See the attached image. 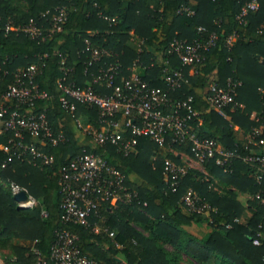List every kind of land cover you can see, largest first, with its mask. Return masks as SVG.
I'll return each mask as SVG.
<instances>
[{
	"label": "trees",
	"instance_id": "obj_1",
	"mask_svg": "<svg viewBox=\"0 0 264 264\" xmlns=\"http://www.w3.org/2000/svg\"><path fill=\"white\" fill-rule=\"evenodd\" d=\"M245 1L0 0V110L4 104L9 106L8 112L29 108L42 111L48 126L65 136L54 146L38 144L53 155L50 165L34 166L29 155L7 161L13 133L0 122V249L11 250L14 255L4 257V264H36L34 249L45 259L43 264H56L49 254L60 230L75 234L81 251L98 264H183L184 259L203 264H264V238L259 246L252 243L258 230L264 232V175L255 180V163L234 159L224 171L210 158L203 162L207 175L187 165L178 190L171 192L163 174L165 160L184 164L179 153L192 158L190 142L160 146L147 137H138L135 148L125 154L110 143L97 144L79 131L59 100L62 92L58 81L69 79L64 74L66 67L72 68L70 77L78 86L84 87L91 80L83 74L91 56L90 46L107 48L111 54L88 72L116 61L120 64L116 84L120 76L131 74L132 63L138 59L145 66L139 70L143 78L150 85L165 88L160 78L161 60L169 59L170 67L182 68L184 81L173 96L192 97L197 114L190 124L196 135L214 138L241 155L254 153L250 150L254 143L245 147L237 142L233 127L238 126L249 133L264 155V0H258V10L240 24L236 15ZM185 6L194 13L181 10ZM62 7L66 18L59 22L58 30L53 25ZM111 17L116 22L109 21ZM30 23L41 31L40 36L31 37L22 30ZM7 26L13 29L7 30ZM198 27L203 30L198 31ZM209 33L217 35L215 45L193 65L183 66L169 52L173 39L191 42ZM229 35L230 47L226 45ZM150 63L153 65L148 66ZM17 73L26 83L31 78L38 91L45 93V97L33 99L32 107L27 102L2 98ZM228 78L237 85L233 101L223 107L221 114L209 106L207 95L211 83L225 87ZM92 86L101 94L112 92L105 82ZM254 112L257 119L251 118ZM76 113L84 125L98 131L104 128L97 108L78 104ZM254 128L259 129L258 134ZM30 139L25 134L24 141ZM163 148L168 149L165 156L161 155ZM84 151L118 168L125 184L137 192V199L112 205L98 196L97 210L91 212L87 223L65 222L59 179L68 162ZM11 182L25 188L38 204L33 208L18 206ZM189 188L211 211L204 214L184 208L182 197ZM244 193L250 194L248 206L240 198ZM41 210L47 215L43 216ZM191 226L204 234L190 232L187 227Z\"/></svg>",
	"mask_w": 264,
	"mask_h": 264
},
{
	"label": "built area",
	"instance_id": "obj_2",
	"mask_svg": "<svg viewBox=\"0 0 264 264\" xmlns=\"http://www.w3.org/2000/svg\"><path fill=\"white\" fill-rule=\"evenodd\" d=\"M189 15L194 10L188 6L182 7ZM258 10V0L245 1L237 15L236 20L240 24L247 22V17ZM66 18L65 8H60L59 14L55 18L54 28L61 29L59 22ZM111 22H116L115 17L108 18ZM13 29L7 26V30ZM31 37H38L41 31L32 23L22 28ZM198 27V31H202ZM217 35L209 33L207 37H199L191 42L173 39L170 43L169 52L175 54L181 64L193 65L200 61L203 53L215 45ZM226 45H232V35L226 38ZM91 56L86 62L87 67L83 74L89 75L91 80L84 87L77 85L72 79V68L66 67L64 74L67 81L60 79L58 85L61 89L60 104L67 110L76 128L89 135L97 144L110 143L123 151L125 154L132 151L138 137H147L154 143L164 146L165 144L182 145L190 142L193 157L196 162L203 165L205 160L215 159V163L228 171L234 159H242L246 162L255 163L258 168L254 173L255 180H260L264 175V155L260 153H241L236 149L222 146L216 139L209 137H198L194 132L190 120L196 116L193 109L192 97L176 98L173 93L184 81L182 68L170 67L169 59L161 60V73L165 88L150 85L140 73V69L145 66L138 59L132 63V72L129 76H120L118 84L115 79L119 76L120 64L116 61L105 63L103 67L97 68L96 72L89 71V68L104 56H109L111 50L90 46ZM163 64V65H162ZM150 63L148 66H152ZM147 66V65H146ZM34 70V66L32 69ZM15 80L9 84L7 90L2 95L4 99H15L17 102H27L32 107L33 99L45 97L44 92H39L36 84L29 78L26 83L20 74H15ZM31 77V75L29 74ZM105 82L106 86L112 88L110 94L98 93L92 86L93 83ZM237 82L228 78L225 87L217 85L215 82L209 87L207 102L210 107L223 114V107L233 101ZM78 104L95 107L99 112V120L104 124L101 131L90 125H84L82 118L77 115ZM9 106L2 104L0 110V122L4 129L13 133L12 145L8 150L7 161L13 157L22 159L29 155V162L34 166L43 167L50 165L54 157L51 153L44 151L38 144L57 145L64 141L65 136L61 131L55 132L48 126L44 112L32 111V108L20 112L17 109L7 111ZM7 115V116H6ZM6 116V117H5ZM4 118V119H3ZM256 134L258 128H254ZM25 134H29L31 139L25 142ZM253 144L251 137L248 144ZM187 173L184 164H178L166 159L163 174L168 179V186L171 192H176L181 184V177ZM61 192L60 207L63 211V220L79 224L87 223V218L91 212L97 210L98 196L108 200L114 205L118 201L129 202L137 199V192L131 190L125 184L124 174L115 166L109 164L101 156L93 152H82L73 157L64 168L59 179ZM13 195L24 191L26 198L18 201V206L23 208H33L38 201L25 188L18 184L10 183ZM182 201L184 208L189 212H199L206 214L211 211V207L206 203L198 202V197L192 189H187L183 194ZM145 204V202L143 203ZM43 216L47 215L45 210H41ZM235 221H239L235 218ZM95 231L99 230L95 226ZM104 231H108L106 228ZM113 236V232H109ZM264 232L258 230L252 238V243L256 246L261 244ZM77 236L68 230L56 232L55 239L50 249L49 258L56 264H98L94 259L84 254L76 243ZM38 255L36 264L45 263V259Z\"/></svg>",
	"mask_w": 264,
	"mask_h": 264
},
{
	"label": "crops",
	"instance_id": "obj_3",
	"mask_svg": "<svg viewBox=\"0 0 264 264\" xmlns=\"http://www.w3.org/2000/svg\"><path fill=\"white\" fill-rule=\"evenodd\" d=\"M214 77L215 76H213L212 77V80L214 79ZM214 81V80H213ZM212 82V81H211ZM212 84V83H211ZM210 84V85H211ZM210 85H209V87H210ZM206 91H208V87L205 89V92ZM251 118L252 119H257L258 118V116H257V114L254 112V113H252L251 114ZM234 128V130H235V136H236V140H237V142L239 143V145H241V146H246V144H247V142H248V140H249V138H250V135H249V133H246V132H244L242 129H240V128H238V126H234L233 127ZM256 146V142H254V145H250V150L252 151V152H254V153H260V148H258V147H255ZM174 152H176L174 149H172ZM177 153V152H176ZM179 154H181V156H182V161L183 162H185L189 167H192V168H194V169H197V170H199V171H201V172H203L204 174H208V172H207V170L205 169V167L203 166V165H200L198 162H196L194 159H192V158H190L189 156H187V155H183L182 153H179ZM240 198H241V200L243 201V203L244 204H246L247 206H248V204H247V200H248V198H250V194L249 193H244V194H240ZM262 202L264 203V199H262ZM248 213V212H247ZM249 214V213H248ZM139 228V227H138ZM139 229H141V228H139ZM187 229L190 231V232H195V230L198 232H200L199 233V235L201 236V235H203L204 233H203V231L200 229V228H198V227H195V226H191V227H187ZM119 256V258L121 259V260H123V258H122V256L121 255H118Z\"/></svg>",
	"mask_w": 264,
	"mask_h": 264
},
{
	"label": "rangeland",
	"instance_id": "obj_4",
	"mask_svg": "<svg viewBox=\"0 0 264 264\" xmlns=\"http://www.w3.org/2000/svg\"><path fill=\"white\" fill-rule=\"evenodd\" d=\"M168 149L167 148H163L161 149V155L162 156H165L166 153H167ZM185 166H187V164L184 163ZM133 177V176H132ZM134 179V177H133ZM194 234H198L199 235V231L197 232L195 230V232H193ZM168 248L170 246H167ZM14 255L12 254L11 250H8V249H0V264H4V257H13ZM183 264H203L201 262H198L196 260H192L190 262H188L187 260H183ZM205 264V263H204ZM207 264H212V263H207Z\"/></svg>",
	"mask_w": 264,
	"mask_h": 264
},
{
	"label": "water",
	"instance_id": "obj_5",
	"mask_svg": "<svg viewBox=\"0 0 264 264\" xmlns=\"http://www.w3.org/2000/svg\"><path fill=\"white\" fill-rule=\"evenodd\" d=\"M14 198L16 199V200H24L25 198H26V193L24 192V191H21V192H19V193H17V194H15L14 195Z\"/></svg>",
	"mask_w": 264,
	"mask_h": 264
}]
</instances>
